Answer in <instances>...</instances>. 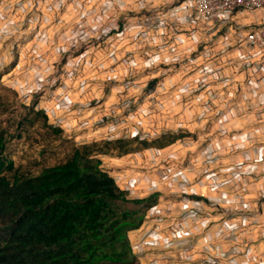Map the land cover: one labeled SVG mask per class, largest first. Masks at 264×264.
<instances>
[{"label":"rangeland","instance_id":"rangeland-1","mask_svg":"<svg viewBox=\"0 0 264 264\" xmlns=\"http://www.w3.org/2000/svg\"><path fill=\"white\" fill-rule=\"evenodd\" d=\"M148 1L0 0V127L12 129L32 109H44L50 122L63 129L62 136L57 138L47 134L38 123L28 128L24 125L27 132L21 127L22 136L11 138L5 152L15 166L35 174L66 155L73 144L100 142L104 138L134 134L137 129L146 140L163 133H185L187 136L161 150L149 148L121 157L105 156L107 171L131 198L145 197L156 189L170 191L163 199L164 205L159 207L156 203L149 218L156 210L161 215H153L155 220L165 221L162 212L168 202L167 209L174 207L179 219H191L196 231L191 232L188 238L191 244L189 241L186 245L189 251L193 248V254L185 263L264 264V250H260L264 249V224H261L264 222L258 219L264 211L260 208L264 199L249 203L250 207L246 204L249 209L224 211L207 196L204 198L209 202L188 198L196 189L203 194L209 192L210 182L214 181L208 172L212 165L209 144H195L196 134L185 128H165L162 103L151 102L152 108L143 109L148 93L162 79L149 89L146 81L151 75L162 77L163 70L172 71L179 62L153 63L149 61L151 58L133 53V57L127 54L124 57L114 49L101 58V47H113L112 39L124 37L130 26L135 32L125 38L132 35V44H139L138 36L146 26L167 21L162 14L151 16L144 12L136 18L126 13L146 9ZM120 17L122 28L117 22ZM200 49L185 60L188 66L193 65L189 63L191 56L199 54ZM203 89L199 87L196 98L209 97L202 93ZM126 90H138L139 94L130 96ZM98 93L101 95L96 97ZM80 103L90 105L82 108ZM145 123L153 124L155 130L142 132ZM198 169L203 170L199 177L186 178L185 174L197 175ZM214 233L216 242L210 240Z\"/></svg>","mask_w":264,"mask_h":264},{"label":"crops","instance_id":"crops-1","mask_svg":"<svg viewBox=\"0 0 264 264\" xmlns=\"http://www.w3.org/2000/svg\"><path fill=\"white\" fill-rule=\"evenodd\" d=\"M195 2L196 0H149L146 4L147 13L151 16L162 14L167 21L159 24L152 22L146 26L144 33L138 36L141 40L139 44H132L131 36L135 31L130 26L124 37L112 39L113 47H101V58L114 49L124 57L133 53L151 58L149 61L153 63L179 62L176 65L178 67L172 71L164 73L163 70L162 77L158 74L157 77L151 75L149 80H162L155 83L157 87L148 93L143 109L152 108L154 103L151 102L162 103L161 111L165 113L163 119L167 121L165 128H185L196 134L195 144H209L208 155L212 165L208 172L214 181L210 182L209 192L203 194L196 189L192 194L207 196L224 211L249 209V203L264 199V52L249 47L245 39L248 32L264 19V6L252 11L238 10L228 24L223 26L218 23L193 22ZM137 11L127 10L126 13ZM120 14L124 15L122 12ZM128 15L136 18L140 16ZM132 31V35L126 39V35ZM109 43L111 42L108 41ZM198 48H201V52L191 56L193 61L190 60L189 63L193 65L188 66L185 60ZM116 57L119 58L117 54ZM199 87H206L209 92L206 96L209 97L197 95L196 98ZM126 92L130 96L139 94L138 90ZM99 94L101 95L98 93L96 97ZM120 97L124 98V95ZM199 98L204 100L199 101ZM144 125V129L140 126L142 132L155 130L153 124ZM120 130L124 132V129ZM132 131L133 128L130 132ZM104 162L106 163L105 160ZM195 171H198L197 175L185 174L186 178L192 180L203 172L202 169ZM174 191L177 192L172 189L173 193ZM153 192L164 194L157 201L159 207L164 205L163 199H166L165 196L170 191L156 189L149 191L147 195ZM167 204L168 202L162 212V216H166L165 221H156L153 215L161 213L154 210L152 217L130 235L133 251L140 264H187L186 259L193 254L191 245L190 251L186 245L189 241L191 244V239L188 238L191 232L196 231L191 219H179L173 211L174 207L169 206L167 209ZM263 207L260 204L262 210ZM258 219L259 222H264V211L259 214ZM210 222L217 225L212 220ZM190 226L192 228L188 229ZM196 226L200 228L201 225ZM169 230L172 233L167 232ZM214 236L215 233L210 237L212 242L215 238L217 240V236ZM200 241L198 239V244Z\"/></svg>","mask_w":264,"mask_h":264},{"label":"trees","instance_id":"trees-1","mask_svg":"<svg viewBox=\"0 0 264 264\" xmlns=\"http://www.w3.org/2000/svg\"><path fill=\"white\" fill-rule=\"evenodd\" d=\"M117 22L122 28L121 17ZM156 82L149 80L146 88ZM35 123L49 135L62 136V127L51 123L44 109H32L12 129L0 127V264H139L130 235L163 194L129 197L106 170L103 157L161 150L187 134L163 133L146 140L137 129L100 142L73 144L55 163L29 174L5 151L11 138L22 136L21 127ZM188 198L209 202L195 194Z\"/></svg>","mask_w":264,"mask_h":264},{"label":"built area","instance_id":"built-area-1","mask_svg":"<svg viewBox=\"0 0 264 264\" xmlns=\"http://www.w3.org/2000/svg\"><path fill=\"white\" fill-rule=\"evenodd\" d=\"M194 5L193 22L224 25L238 10L261 9L264 6V0H196ZM245 41L249 47L264 52V19L248 32ZM204 92L206 95L209 94L207 89H203L202 93Z\"/></svg>","mask_w":264,"mask_h":264}]
</instances>
